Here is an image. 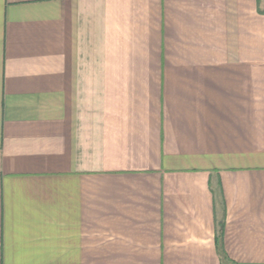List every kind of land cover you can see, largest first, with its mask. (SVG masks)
I'll return each instance as SVG.
<instances>
[{"label": "crops", "instance_id": "crops-1", "mask_svg": "<svg viewBox=\"0 0 264 264\" xmlns=\"http://www.w3.org/2000/svg\"><path fill=\"white\" fill-rule=\"evenodd\" d=\"M0 264H264V0H0Z\"/></svg>", "mask_w": 264, "mask_h": 264}]
</instances>
